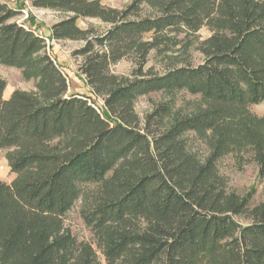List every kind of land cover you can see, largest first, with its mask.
<instances>
[{
  "label": "trees",
  "instance_id": "obj_1",
  "mask_svg": "<svg viewBox=\"0 0 264 264\" xmlns=\"http://www.w3.org/2000/svg\"><path fill=\"white\" fill-rule=\"evenodd\" d=\"M29 1L70 15L49 28L50 41L84 43L74 54L103 108L68 94L46 38L0 1V65L33 81L4 100L0 77V150L14 176L0 182V264H101L99 254L103 264H264V198L252 205L253 193L238 196L218 170L230 156L264 178V115L250 111L264 102V0H134L121 10ZM78 18L110 28L94 36ZM151 52L161 73L145 68ZM128 57L131 76L109 71ZM181 91L200 99L190 113L165 123L169 105H160L139 128L136 98ZM78 202L91 243L64 224Z\"/></svg>",
  "mask_w": 264,
  "mask_h": 264
},
{
  "label": "rangeland",
  "instance_id": "obj_2",
  "mask_svg": "<svg viewBox=\"0 0 264 264\" xmlns=\"http://www.w3.org/2000/svg\"><path fill=\"white\" fill-rule=\"evenodd\" d=\"M8 4L9 7L19 10V23H23L26 27H30L36 31L40 36H44L48 41V53L55 59L57 65L66 74L68 79L69 95L81 94L89 100L95 102L98 107L103 108L101 98H96L94 94L86 85L85 77L80 72L79 67L82 63V58L74 53L84 46L82 41L78 40H58L50 41L48 31L51 26L70 17L60 11H51L48 9H37L31 6L29 0H0ZM134 0H100L101 6L121 10L130 5ZM78 28L84 31L90 30L94 36H103L109 30V25L101 22L96 18H78L76 20ZM200 39L204 40L208 37L209 32L205 28L198 33ZM193 64H198L202 61L200 54L193 51ZM164 62L161 58L156 57L154 52L149 54L148 63L145 68H152L154 71L161 73ZM135 68V63L132 57L123 58L118 63L109 67V71L115 76L129 77ZM0 77L5 81L6 87L4 89L3 99L7 100L15 90L30 92L33 90V81L24 80L20 70L0 65ZM197 95L192 96L187 92L181 91L171 96L158 92H151L145 96H139L135 100L133 107L134 114L139 118V128L144 126L145 117L147 114L160 105H169V116L165 123H169L171 118L176 115L190 113L195 104L199 102ZM250 111L256 115H264V102L255 104L250 107ZM185 139L188 145V150L201 161L205 160L208 155L206 146L193 134L187 133ZM6 151L0 150V182L10 184L14 178L10 174L9 167L5 159ZM218 170L227 179V188L234 191L238 196L243 197L247 193L252 192L251 204L257 205L264 198V178L259 177L256 166L251 163L242 164L238 166L230 156L222 159L218 163ZM78 205L67 214L64 219V224L70 229L72 234L79 241L92 242V238L88 229L81 222L78 216ZM241 225L245 224L242 219H237ZM99 261L103 264V259L99 254Z\"/></svg>",
  "mask_w": 264,
  "mask_h": 264
},
{
  "label": "crops",
  "instance_id": "obj_3",
  "mask_svg": "<svg viewBox=\"0 0 264 264\" xmlns=\"http://www.w3.org/2000/svg\"><path fill=\"white\" fill-rule=\"evenodd\" d=\"M48 36L50 37V30L48 31Z\"/></svg>",
  "mask_w": 264,
  "mask_h": 264
},
{
  "label": "built area",
  "instance_id": "obj_4",
  "mask_svg": "<svg viewBox=\"0 0 264 264\" xmlns=\"http://www.w3.org/2000/svg\"><path fill=\"white\" fill-rule=\"evenodd\" d=\"M45 42L47 43L48 41H47V40H45Z\"/></svg>",
  "mask_w": 264,
  "mask_h": 264
}]
</instances>
